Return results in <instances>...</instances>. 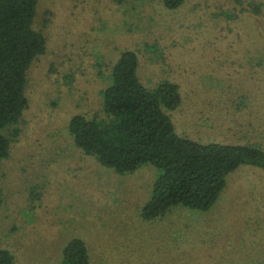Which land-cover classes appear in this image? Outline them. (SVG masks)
Here are the masks:
<instances>
[{"label": "rangeland", "instance_id": "374dc122", "mask_svg": "<svg viewBox=\"0 0 264 264\" xmlns=\"http://www.w3.org/2000/svg\"><path fill=\"white\" fill-rule=\"evenodd\" d=\"M256 5L260 9H255ZM47 45L28 70V106L6 129L0 249L16 264H64L82 239L90 264H257L264 261V169L243 165L209 210L177 205L149 219L159 171L120 173L79 148L77 114L105 116L103 91L124 50L149 88L176 82L177 132L200 142L264 148V0H39Z\"/></svg>", "mask_w": 264, "mask_h": 264}, {"label": "trees", "instance_id": "16d2710c", "mask_svg": "<svg viewBox=\"0 0 264 264\" xmlns=\"http://www.w3.org/2000/svg\"><path fill=\"white\" fill-rule=\"evenodd\" d=\"M184 1L163 3L174 9ZM38 2L0 0V167L11 146L6 129L19 123L28 106V70L46 50V36L35 28ZM139 66L137 52L124 50L111 66V83L103 91L105 116L77 114L69 130L75 144L106 167L120 173L147 164L158 169L144 207L146 218L161 216L177 205L209 210L227 185L228 174L243 165L264 169V148L259 145L181 136L169 114L182 103L179 84L166 80L149 88L139 77ZM63 263L90 264L82 239L68 243ZM0 264H16L10 250L0 249Z\"/></svg>", "mask_w": 264, "mask_h": 264}]
</instances>
